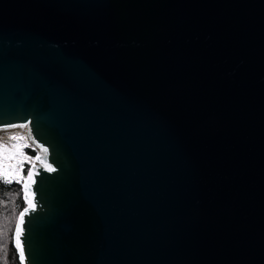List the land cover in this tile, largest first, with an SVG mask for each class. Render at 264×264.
Wrapping results in <instances>:
<instances>
[{"label":"water","instance_id":"obj_1","mask_svg":"<svg viewBox=\"0 0 264 264\" xmlns=\"http://www.w3.org/2000/svg\"><path fill=\"white\" fill-rule=\"evenodd\" d=\"M16 130L21 264H264V0H0Z\"/></svg>","mask_w":264,"mask_h":264},{"label":"trees","instance_id":"obj_2","mask_svg":"<svg viewBox=\"0 0 264 264\" xmlns=\"http://www.w3.org/2000/svg\"><path fill=\"white\" fill-rule=\"evenodd\" d=\"M27 152L36 157L34 150ZM31 166H25L27 175ZM23 182L6 183L0 177V264H21L14 247V235L21 212L26 207Z\"/></svg>","mask_w":264,"mask_h":264},{"label":"rangeland","instance_id":"obj_3","mask_svg":"<svg viewBox=\"0 0 264 264\" xmlns=\"http://www.w3.org/2000/svg\"><path fill=\"white\" fill-rule=\"evenodd\" d=\"M25 139L28 140L26 130L0 136V177L4 180L9 178L11 182H24L25 166L34 164L35 156L30 155L27 150L36 152V148Z\"/></svg>","mask_w":264,"mask_h":264},{"label":"snow or ice","instance_id":"obj_4","mask_svg":"<svg viewBox=\"0 0 264 264\" xmlns=\"http://www.w3.org/2000/svg\"><path fill=\"white\" fill-rule=\"evenodd\" d=\"M27 125H21V127H26ZM12 139H15V137H12ZM36 159H40V157H37ZM54 170V169H53ZM32 178V173H31V171L29 172V175H28V179H31ZM5 182L6 183H11V179H9V178H6L5 179ZM19 182V181H18ZM27 187H28V185H27V183H25L24 184V193H25V195H27ZM23 215H24V213H21L20 214V217H21V219H22V217H23ZM16 233H17V243H18V245H19V235H20V226H19V224L16 226ZM20 255H21V257H23L24 256V250H23V248H21V250H20Z\"/></svg>","mask_w":264,"mask_h":264},{"label":"bare ground","instance_id":"obj_5","mask_svg":"<svg viewBox=\"0 0 264 264\" xmlns=\"http://www.w3.org/2000/svg\"><path fill=\"white\" fill-rule=\"evenodd\" d=\"M21 130H16V131H12V132H5V133H0V136H3V135H8V134H13V133H17V132H20ZM25 141L27 142L28 140L25 139ZM29 142V141H28Z\"/></svg>","mask_w":264,"mask_h":264}]
</instances>
